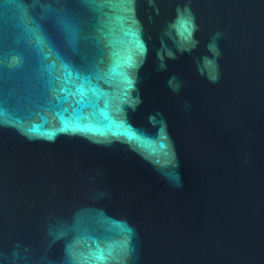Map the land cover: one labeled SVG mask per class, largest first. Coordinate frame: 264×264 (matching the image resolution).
Segmentation results:
<instances>
[{"label":"water","instance_id":"water-1","mask_svg":"<svg viewBox=\"0 0 264 264\" xmlns=\"http://www.w3.org/2000/svg\"><path fill=\"white\" fill-rule=\"evenodd\" d=\"M0 264H264V0H0Z\"/></svg>","mask_w":264,"mask_h":264}]
</instances>
